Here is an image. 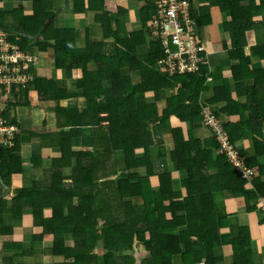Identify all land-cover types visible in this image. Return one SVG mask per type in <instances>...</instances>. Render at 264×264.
Returning a JSON list of instances; mask_svg holds the SVG:
<instances>
[{
  "label": "trees",
  "instance_id": "1",
  "mask_svg": "<svg viewBox=\"0 0 264 264\" xmlns=\"http://www.w3.org/2000/svg\"><path fill=\"white\" fill-rule=\"evenodd\" d=\"M17 1L16 9H0V27L41 32L35 40H8L51 56L54 71L51 79L37 74L32 84L1 92L0 117L20 137L12 148L0 146V176L12 187V196L0 200V264H172V258L255 264L254 242L264 227V67L254 57L264 63V44L249 57L244 47L246 32L264 25V0H207L223 18L225 40L216 48L203 41V21L191 12L196 46L208 59L227 51L237 62L228 66V79L222 70L213 77L208 65L180 75L178 61L162 64L167 55L162 37L150 31L149 0L140 25L127 31L120 23L124 10L112 0ZM58 3L71 18L55 21ZM22 6L32 14L24 15ZM32 104L52 107L56 131H28ZM204 109L234 145L249 179L204 133ZM83 128L90 148L74 150L71 139ZM24 135L36 152L26 165ZM43 159L48 175L33 174L44 168Z\"/></svg>",
  "mask_w": 264,
  "mask_h": 264
},
{
  "label": "built area",
  "instance_id": "2",
  "mask_svg": "<svg viewBox=\"0 0 264 264\" xmlns=\"http://www.w3.org/2000/svg\"><path fill=\"white\" fill-rule=\"evenodd\" d=\"M191 12H196L191 0H154L150 31L155 38L162 37V45L167 55L166 61L162 64L171 68L172 63L178 61L177 71L180 75L193 73L199 66H209V53L202 47H197L195 43ZM8 35L10 34L0 31V96L2 89L8 92L11 87L32 84L37 78L40 64L35 54L22 51L17 44L8 40ZM202 52L205 54L204 58L198 55ZM202 125L210 129L219 142L218 153H227L235 168L243 173L244 178L249 179L250 172L236 159L233 145L230 144L216 118L207 109L202 112ZM17 137H20L18 127L0 117V146L14 147Z\"/></svg>",
  "mask_w": 264,
  "mask_h": 264
},
{
  "label": "crops",
  "instance_id": "3",
  "mask_svg": "<svg viewBox=\"0 0 264 264\" xmlns=\"http://www.w3.org/2000/svg\"><path fill=\"white\" fill-rule=\"evenodd\" d=\"M146 2H148V0L145 2L142 0H112V5H116L120 8H123V10H124L125 15L120 18V23L122 25H124L125 30L129 26H132L133 28H137L140 25V22H139L140 14L139 13L144 12V10L141 11V9L144 7ZM149 2L153 6L154 0H149ZM59 5L63 6L66 9V11L69 12V10L67 8L68 6H65V5L60 4V3L55 4V8ZM112 5H111V9H113ZM203 7H205V4L199 5V8H197V7L195 8L196 14L198 15L199 18H201V21H203L204 28L200 29L202 39H203V35H204L203 30L205 28L211 26L210 25L211 23L208 22V14H209V10L211 8L208 7L209 9L206 12H203V9H202ZM30 13H31V10L27 9V11L26 10L24 11L25 15H29ZM220 20L221 21L219 22V24L216 25L215 31L212 34L204 35L205 39H203V41L205 40L206 45H209L211 48H216L217 45L221 44L220 41L222 39L225 40L224 36L221 34L222 33L221 30L219 32V28H220V25L223 21V18H221ZM86 24L89 25L88 20H86ZM263 33H264V25L261 26V29L253 28L252 30L246 32V35H245L246 45L244 47V55L245 56H248V57L251 56L250 50L254 46L264 44V41H262L263 38L260 39V36H262ZM219 34H221L222 37H220ZM254 37L257 38L259 41L256 42ZM212 50L215 51V49H211L209 51H212ZM44 56L46 57V55H44ZM44 56H40V59H39L40 64H39V67L37 69V71H38L37 74L39 77H43V78H47V79H49V77H50V79H51L53 76L52 72H51L52 67H51L50 62H48L47 60L44 63L42 62V60L45 58ZM209 58H210V59H208L209 70H210V72H212L213 77L219 76L218 70H220L219 72H221V70H222V72H223V73L221 72V74L223 75L222 77L228 79V76L230 75V70H229L228 66L236 63V61H229L227 59L228 58V52L227 51H221V52H218L217 54H214L212 57L209 56ZM254 58H255L254 60H255L257 65L259 64L260 67H264L263 66L264 63H261L260 59H256L257 57H254ZM47 69H49V70L51 69L50 74H47ZM244 84L247 85L246 80L244 81ZM33 93L34 92L31 93L32 97H34V95H35ZM51 108L52 107L50 105L32 104V112H33L32 114L33 115L30 114L29 116L26 117V118H28V121L32 122V124L30 123L27 126L28 131L29 130H37L39 132L56 131V127L54 126V117H53V114L50 113ZM20 115L23 117L26 114L24 115V112H20ZM33 116H36V118H34ZM102 123L100 125H102V126L105 125ZM38 129H41V131ZM81 130H82V133L79 134V136H75L73 139H71L72 149H74V150L90 148L87 145H83V143H85L87 141L85 134L88 132V129L83 128ZM196 133L199 135L198 131ZM194 136L198 137L195 134H194ZM21 146H22L23 152L25 153L24 165L30 164V158L32 157L31 156L32 152L36 153V152H34L35 144L32 142H29V137L24 135V136H22ZM164 162L166 163V161L161 162V168H162V164ZM41 163H42V166L44 168L41 167L42 169L40 168L41 170H38V171L33 170V174L41 175L42 174L41 172L48 170L47 167H48L49 161L48 160L45 161L43 159V161ZM119 165H120L119 161L114 163V166L116 167L117 172H118V169L120 168ZM167 169H168V166H167ZM15 181H17V180H15ZM11 191H12V187H11ZM258 233H259V238H257V240L254 242V245L256 246L254 263L255 264H264V227H261ZM223 256H225V262L226 263L229 262L230 257H231L229 249H228V252L224 253Z\"/></svg>",
  "mask_w": 264,
  "mask_h": 264
},
{
  "label": "rangeland",
  "instance_id": "4",
  "mask_svg": "<svg viewBox=\"0 0 264 264\" xmlns=\"http://www.w3.org/2000/svg\"><path fill=\"white\" fill-rule=\"evenodd\" d=\"M192 1V6H193V8L196 6L197 8H199V5H203V4H207V6L208 7H210L211 9L209 10V14H208V22H210L211 24V26L210 27H207V28H205L204 30H203V33H204V35H210V34H212L214 31H215V28H216V25L217 24H219V22L221 21L220 19L222 18L219 14H218V12H217V10H216V8H215V6H213L214 4H208L209 2H207V0H191ZM20 3L21 2H19V1H17V0H3L2 2H0V9H5L7 6L9 7H11L12 9H16L19 5H20ZM195 7V8H196ZM194 8V9H195ZM209 9V8H208ZM207 9V10H208ZM54 10V15H55V21H60V20H62L63 18L64 19H66V18H71V16H70V13L69 12H67L66 11V9L63 7V6H61V5H59V6H57L55 9H53ZM21 11L23 12V14H24V9H23V6H22V9H21ZM32 14V11H31V13L29 14V15H31ZM25 15V14H24ZM66 18H65V17ZM66 25L67 26H69V23L67 22L66 23ZM209 26V25H208ZM98 32V31H97ZM202 33V34H203ZM203 35V39H205V36ZM255 38V37H254ZM263 38V40L262 41H264V33H263V35L262 36H260V39H262ZM205 41V40H204ZM249 41V40H248ZM255 41L257 42V41H259L257 38H255ZM106 43H111V41H107ZM35 56L38 58V59H40V55L39 54H35ZM48 61V62H50V64L51 65H53V59H52V57L51 56H49V55H46V57L42 60V62L44 63L45 61ZM234 63V62H233ZM237 63V62H236ZM263 66H264V64H263ZM54 68H52V70H53ZM51 70V69H50ZM50 70L49 69H47V74H50ZM51 70V71H52ZM54 71V70H53ZM209 72H210V70H209ZM123 74L124 75H126L127 73H124L123 72ZM52 75H53V72H52ZM49 79H50V77H49ZM134 81V80H133ZM207 81L208 82H210L211 80H210V77L208 76V78H207ZM133 83H135V82H133ZM34 97H35V95H34ZM162 105L160 104V110L162 109ZM99 117L100 118H104V115H99ZM172 122L175 124V120H172ZM102 124H105L106 125V123H102ZM196 130H194L193 131V133L194 134H196ZM209 132H211L210 131V129H208V128H205L204 127V133H209ZM86 138H87V141L85 142V143H83V145H87L88 147H90V140H89V137L86 135ZM87 147V148H88ZM160 150H162V148H160ZM163 160H165V159H163ZM162 161V160H161ZM166 161V160H165ZM167 163H163L162 164V169L164 170V171H167V165H166ZM44 174H47L48 175V172L47 171H44L43 172ZM19 183H17L16 181L15 182H13V187H16L17 185H18ZM12 196V191H11V193H10V195H9V197H11ZM235 204L237 205V204H239V202H235ZM237 209V208H236ZM9 218V217H8ZM44 244V243H43ZM47 244H45V247L47 248V246H46ZM66 246L67 247H73V245H72V241H67L66 242ZM49 247V246H48ZM255 248H256V246H255ZM136 250L138 251V253L139 252H143V247H142V245H137L136 246ZM133 253H136L135 251H133ZM48 253L45 251L44 252V255H47ZM132 254V253H131ZM230 260H231V258H230ZM25 262H27V261H25ZM31 262V261H30ZM171 262H172V264H181V262H182V259H181V262H179V263H176L175 262V260L172 258L171 259Z\"/></svg>",
  "mask_w": 264,
  "mask_h": 264
},
{
  "label": "water",
  "instance_id": "5",
  "mask_svg": "<svg viewBox=\"0 0 264 264\" xmlns=\"http://www.w3.org/2000/svg\"><path fill=\"white\" fill-rule=\"evenodd\" d=\"M0 31L4 32V33H8L17 37H22V38H26L28 40H35L37 39L41 32H38L37 34H26L22 31V29L20 28L19 30H13V29H9V28H2L0 27ZM0 187L2 188L3 192L0 194V200L7 197L8 195H10L11 193V187L7 184H4V182L2 181V178L0 176Z\"/></svg>",
  "mask_w": 264,
  "mask_h": 264
},
{
  "label": "clouds",
  "instance_id": "6",
  "mask_svg": "<svg viewBox=\"0 0 264 264\" xmlns=\"http://www.w3.org/2000/svg\"><path fill=\"white\" fill-rule=\"evenodd\" d=\"M11 35V34H10ZM234 146V145H233Z\"/></svg>",
  "mask_w": 264,
  "mask_h": 264
}]
</instances>
